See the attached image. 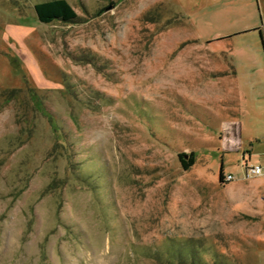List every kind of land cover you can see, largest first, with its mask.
Masks as SVG:
<instances>
[{"label":"rangeland","instance_id":"374dc122","mask_svg":"<svg viewBox=\"0 0 264 264\" xmlns=\"http://www.w3.org/2000/svg\"><path fill=\"white\" fill-rule=\"evenodd\" d=\"M43 1L0 0V264H261L259 0Z\"/></svg>","mask_w":264,"mask_h":264},{"label":"trees","instance_id":"16d2710c","mask_svg":"<svg viewBox=\"0 0 264 264\" xmlns=\"http://www.w3.org/2000/svg\"><path fill=\"white\" fill-rule=\"evenodd\" d=\"M35 9L40 21L44 23H51L56 20H60L63 22H75L78 18V14L76 10L72 7V5L67 0H47L35 5ZM262 45L264 49V39L262 36ZM186 153H180L179 156L181 158L182 164L185 169H189L196 162V154L191 152L188 154V159L184 160ZM220 179L222 182L225 180L224 170L221 167L220 171Z\"/></svg>","mask_w":264,"mask_h":264},{"label":"crops","instance_id":"0c3cea01","mask_svg":"<svg viewBox=\"0 0 264 264\" xmlns=\"http://www.w3.org/2000/svg\"><path fill=\"white\" fill-rule=\"evenodd\" d=\"M259 6H261L263 18L255 16L253 12L246 14L243 18H235V25L241 24V26H237L235 31L232 33H253L259 34L262 40V36L264 39V0H259ZM264 239V233H263ZM261 264H264V256H262Z\"/></svg>","mask_w":264,"mask_h":264},{"label":"built area","instance_id":"2783aa9c","mask_svg":"<svg viewBox=\"0 0 264 264\" xmlns=\"http://www.w3.org/2000/svg\"><path fill=\"white\" fill-rule=\"evenodd\" d=\"M250 174L263 175L264 174V166H261V165H254L251 167L246 166V176H249ZM233 179H234V176L232 174H227L225 176L226 181H232Z\"/></svg>","mask_w":264,"mask_h":264},{"label":"flooded vegetation","instance_id":"af4514ba","mask_svg":"<svg viewBox=\"0 0 264 264\" xmlns=\"http://www.w3.org/2000/svg\"><path fill=\"white\" fill-rule=\"evenodd\" d=\"M184 160H187L188 158L183 157Z\"/></svg>","mask_w":264,"mask_h":264},{"label":"water","instance_id":"95a60500","mask_svg":"<svg viewBox=\"0 0 264 264\" xmlns=\"http://www.w3.org/2000/svg\"><path fill=\"white\" fill-rule=\"evenodd\" d=\"M188 157V155L187 154H185V158H187Z\"/></svg>","mask_w":264,"mask_h":264}]
</instances>
